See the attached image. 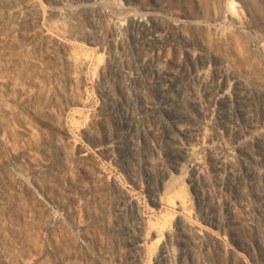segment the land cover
I'll return each mask as SVG.
<instances>
[{"label":"rangeland","instance_id":"rangeland-1","mask_svg":"<svg viewBox=\"0 0 264 264\" xmlns=\"http://www.w3.org/2000/svg\"><path fill=\"white\" fill-rule=\"evenodd\" d=\"M0 264H264V0H0Z\"/></svg>","mask_w":264,"mask_h":264},{"label":"bare ground","instance_id":"bare-ground-1","mask_svg":"<svg viewBox=\"0 0 264 264\" xmlns=\"http://www.w3.org/2000/svg\"><path fill=\"white\" fill-rule=\"evenodd\" d=\"M165 27V26H164ZM221 76V75H220ZM190 178V177H189Z\"/></svg>","mask_w":264,"mask_h":264}]
</instances>
